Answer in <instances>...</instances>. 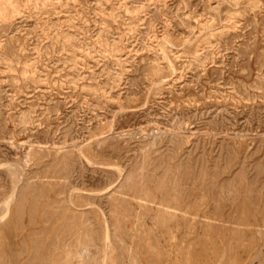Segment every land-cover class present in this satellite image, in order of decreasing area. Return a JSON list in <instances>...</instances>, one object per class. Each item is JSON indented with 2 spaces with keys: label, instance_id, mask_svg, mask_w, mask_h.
Here are the masks:
<instances>
[{
  "label": "rangeland",
  "instance_id": "1",
  "mask_svg": "<svg viewBox=\"0 0 264 264\" xmlns=\"http://www.w3.org/2000/svg\"><path fill=\"white\" fill-rule=\"evenodd\" d=\"M0 264H264V0H0Z\"/></svg>",
  "mask_w": 264,
  "mask_h": 264
}]
</instances>
